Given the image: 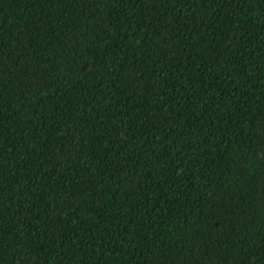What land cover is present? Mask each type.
<instances>
[{
	"label": "trees",
	"instance_id": "obj_1",
	"mask_svg": "<svg viewBox=\"0 0 264 264\" xmlns=\"http://www.w3.org/2000/svg\"><path fill=\"white\" fill-rule=\"evenodd\" d=\"M0 264H264V0H0Z\"/></svg>",
	"mask_w": 264,
	"mask_h": 264
}]
</instances>
